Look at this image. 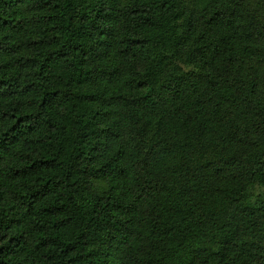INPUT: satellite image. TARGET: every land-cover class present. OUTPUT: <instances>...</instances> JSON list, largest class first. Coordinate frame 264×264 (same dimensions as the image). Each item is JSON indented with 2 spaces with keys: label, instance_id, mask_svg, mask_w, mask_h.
<instances>
[{
  "label": "trees",
  "instance_id": "obj_1",
  "mask_svg": "<svg viewBox=\"0 0 264 264\" xmlns=\"http://www.w3.org/2000/svg\"><path fill=\"white\" fill-rule=\"evenodd\" d=\"M264 0H0V264H264Z\"/></svg>",
  "mask_w": 264,
  "mask_h": 264
},
{
  "label": "rangeland",
  "instance_id": "obj_2",
  "mask_svg": "<svg viewBox=\"0 0 264 264\" xmlns=\"http://www.w3.org/2000/svg\"><path fill=\"white\" fill-rule=\"evenodd\" d=\"M249 196L252 201L260 198L264 199V189L256 186L249 191Z\"/></svg>",
  "mask_w": 264,
  "mask_h": 264
}]
</instances>
